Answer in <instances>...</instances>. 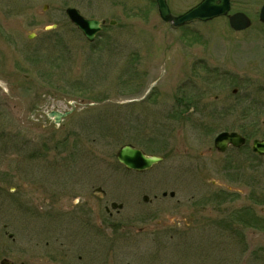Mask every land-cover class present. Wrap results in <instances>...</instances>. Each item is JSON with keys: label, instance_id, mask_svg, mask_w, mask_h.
Returning a JSON list of instances; mask_svg holds the SVG:
<instances>
[{"label": "rangeland", "instance_id": "1", "mask_svg": "<svg viewBox=\"0 0 264 264\" xmlns=\"http://www.w3.org/2000/svg\"><path fill=\"white\" fill-rule=\"evenodd\" d=\"M68 7L106 21L94 44L69 22ZM251 20L240 32L224 18L172 29L152 0H0V261L20 264L32 248L8 253L5 225L17 242L29 226L58 238L55 264H264V157L250 151L253 138L264 139V24ZM172 43L173 85L144 104L116 105L141 90L150 65L160 72L157 54ZM71 100L73 113L55 127L46 113ZM223 131L247 143L218 152ZM133 137L157 155L171 146L149 175L175 196L157 191L162 199L137 211L130 192L129 227L104 231L109 215L93 189L106 185L107 199H119L115 152ZM22 206L39 207L38 219L28 222ZM82 216L92 230L78 225ZM242 226L263 230L243 234L256 252L238 263Z\"/></svg>", "mask_w": 264, "mask_h": 264}, {"label": "flooded vegetation", "instance_id": "2", "mask_svg": "<svg viewBox=\"0 0 264 264\" xmlns=\"http://www.w3.org/2000/svg\"><path fill=\"white\" fill-rule=\"evenodd\" d=\"M153 3L156 0H152ZM204 0H165L166 4L169 7L170 12L174 15V16H180V14H184L187 11L191 10L192 8L196 7L197 5L200 4V2L202 3ZM221 1L222 0H216V4H215V8H218L221 6ZM227 2L228 5V11L225 15L220 16L219 18H226L229 16H234L235 14H241L243 19H248L250 22V25L248 28H246L245 30L249 29L252 25V18H257L258 20L260 19V17L262 16V10L264 7V0H225ZM262 24V23H261ZM146 152V151H145ZM161 152H164L162 155L163 159L165 160V158L167 157V153H171L172 149L171 147H164L161 149ZM149 155H155L154 153H150L147 152ZM166 154V155H165ZM118 166V165H117ZM119 170L116 171V178H117V187L119 189H122V193L121 195H119V203H116L118 205V207L116 206V214L119 216L116 222H114L113 224H110L108 222L107 227H105L104 231H106V228H110L112 227L111 225H115L117 227V229L123 230L125 228V226L129 227V225L127 224V217H124V215H127V211H128V207L127 205H129V193L131 192V197H138L135 199L134 202V207H138L137 211L139 209V207L144 206V205H152L154 204L156 201L162 199L163 197H166L167 195H165L164 193H167V191L164 189L169 182H166L164 180L163 177H151L152 174L151 170L149 171H143V172H138V171H133V170H127L126 168H124L122 165H119ZM151 176H150V175ZM153 178V180H151L150 178ZM155 185H160L159 187H156ZM158 188V189H156ZM163 188V190L161 189ZM178 188V187H177ZM102 189V188H101ZM178 190H180V188H178ZM104 191V190H103ZM120 191V190H119ZM157 191H161V195L162 198H160L161 196H159L156 192ZM175 191V189L173 190ZM156 193V194H155ZM55 202L53 201L54 207H55V203L57 202L58 198L56 197L55 194ZM107 195L106 193H103V195H101L99 198L102 199L104 198V200L101 202V206H104V210L107 214H109L110 216H113L112 213L109 210V208L106 206L108 200L106 199ZM79 203L82 204V201H85V199L83 198H79L78 199ZM44 203L48 204V201H44ZM43 203V204H44ZM140 203V205H139ZM39 207H36L34 209L32 208H26L22 206V209L24 210V214L27 217V220L34 222V219H38V215L36 214L38 211ZM41 209V218L44 215V211L42 208ZM101 213H105L101 210H98ZM159 211V210H158ZM163 213H169V211L167 209H162ZM146 216L148 219L150 216H152V213L147 212ZM121 217V218H120ZM135 216H133V219ZM40 218V219H41ZM118 219L120 221H118ZM152 219V218H151ZM77 221V223L79 225L84 226L86 229H90L91 224L88 222V217L87 216H82L81 218H77L75 219ZM107 220L106 218H104V221ZM125 220V221H124ZM153 220V219H152ZM110 221V220H109ZM112 223V221H110ZM157 223V227H163L164 222L158 221ZM92 228V227H91ZM2 229L4 231V234L6 235V238H8L10 240V243L7 245V252H11L13 249L15 250V252L20 251L23 255V257L26 255L28 247L31 245V250L30 253L28 254V256H25V259L23 261L20 262V264H55V245H59V239L56 238L55 240V236L53 235H49L46 233L40 235L39 233H32L31 230V226H29V228H27V232L22 234L24 235V240L21 242H17V238H15L13 233H8L7 231V226L3 225ZM126 231V230H124ZM44 235V236H43ZM12 257H5L2 260H6V264L10 263V264H16L17 261H14Z\"/></svg>", "mask_w": 264, "mask_h": 264}, {"label": "water", "instance_id": "3", "mask_svg": "<svg viewBox=\"0 0 264 264\" xmlns=\"http://www.w3.org/2000/svg\"><path fill=\"white\" fill-rule=\"evenodd\" d=\"M67 14L68 17L72 20V22L79 27V29L82 30L83 34L89 39L92 40V37L94 33L98 30V23L96 21H88L84 19L82 16H80L79 12L74 10V9H67ZM193 13H187L183 15L181 18L174 19L172 18L168 12L166 11V8L164 6V1H160V15L161 18L164 21H174L175 24H179L185 20H190L194 17L192 15ZM236 17L239 18L238 15L231 17L229 20L231 24L234 23L236 20ZM211 17H203V19H209ZM243 21V19H242ZM245 24V22L243 21ZM248 25V22L246 21V24ZM31 38V37H30ZM240 139H238L237 135L231 134H221L216 141L217 147L222 149L226 144L228 143H235V145L238 144ZM253 150L257 153L263 154L264 153V142H258L254 141L253 145ZM124 164H126L127 167L129 168H135V169H140L142 170L144 167L150 166L152 163L158 161V158H153V157H144L137 151L133 150L132 148H129L128 146L124 147L121 150V156L119 158ZM135 162V163H134Z\"/></svg>", "mask_w": 264, "mask_h": 264}]
</instances>
